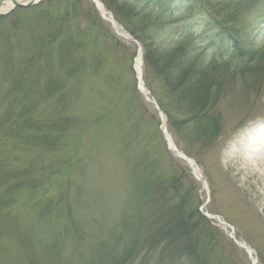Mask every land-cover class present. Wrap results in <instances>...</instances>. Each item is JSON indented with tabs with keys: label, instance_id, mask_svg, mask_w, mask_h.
<instances>
[{
	"label": "rangeland",
	"instance_id": "374dc122",
	"mask_svg": "<svg viewBox=\"0 0 264 264\" xmlns=\"http://www.w3.org/2000/svg\"><path fill=\"white\" fill-rule=\"evenodd\" d=\"M102 1L111 5L105 4L133 38L128 27H133L131 20L134 26L139 23L134 13L147 16L151 22L170 24L177 20L175 16L144 11L143 6L135 8L125 0ZM253 1L220 2L241 4L243 11ZM76 3L41 0L0 14L5 16L0 19V121L10 104L17 103L11 97L19 98L28 86H32V99L40 102L39 114L43 112L47 121L55 120L56 99L43 98L40 92L58 82L77 86L79 95L67 101L66 110L81 121V126L70 128L65 145L49 151L33 143L14 147L0 133L3 174L10 177V172L28 165L32 168L38 162L28 173L29 178H40L41 182L34 194L27 189L15 190L13 203L2 209L0 264H93L107 258L110 231L121 216L128 176L141 149L154 161L157 173L178 178L181 196L176 200L184 198L190 213L197 210L202 215L198 223L207 227L203 250L209 264H264V169L249 161L253 153L246 145L250 136L264 140V34L251 29L244 33L240 44L260 48L261 66L241 75L230 71L220 75L223 86L216 103L218 137L198 139L191 136L190 127L165 112L163 117L156 109L150 95V88L156 86H147L143 57L142 78L148 92L140 86L136 70L139 40L120 34L94 0ZM114 7L118 13L111 10ZM62 15L69 16L70 28L66 26L64 31L69 29L82 44L72 53L85 60L76 78L70 76L71 65L61 68L57 44L48 59L37 48L38 34L49 32ZM50 17L53 19L49 22ZM239 18L241 22V15ZM201 52L220 57L211 49L202 48ZM93 56L98 58L97 64H93ZM134 86L142 100L133 92ZM21 132L27 134L26 130ZM75 136L80 137L75 140ZM182 153L195 162L198 170ZM6 189L7 185L0 186V191ZM39 200L44 201L37 205ZM50 202L53 210L48 214L44 206ZM70 222L76 223L77 233L67 228ZM153 250L135 248L134 259L126 264H171L168 256L159 260L153 253L158 251ZM110 253L108 263L115 255L112 250Z\"/></svg>",
	"mask_w": 264,
	"mask_h": 264
},
{
	"label": "trees",
	"instance_id": "16d2710c",
	"mask_svg": "<svg viewBox=\"0 0 264 264\" xmlns=\"http://www.w3.org/2000/svg\"><path fill=\"white\" fill-rule=\"evenodd\" d=\"M70 1L77 6L78 0ZM125 1L135 8L143 6L144 11L176 17L174 23L165 24L160 20L151 22L147 16L134 13L139 23L135 27V21L133 23L131 20L135 29L132 26L128 28L144 46L145 81L147 86H156L151 87L150 92L160 108L172 120L190 127L192 137L215 140L219 133L216 131V103L223 86L220 75L229 71L241 75L261 66L258 56L260 48L243 46L240 42L246 30L264 34V0H254L243 11L241 4L232 6L221 3V0ZM116 7L111 10L117 11ZM74 10L78 11L76 8ZM239 15L242 17L241 22ZM52 19L50 17L47 21ZM68 21L69 16L62 15L49 32L38 34L36 42H39L37 48L42 57L47 59L53 55L49 56V53L57 44L61 68L71 65L70 76L76 78L85 60L72 55L76 47L78 49L82 44L77 42L69 29L64 31L66 26L70 28ZM165 29L167 32L163 33ZM202 48L211 49L220 57L203 54ZM92 60L93 64H97L96 56ZM30 87L25 93L22 92L24 94L18 91L19 98L11 97L17 103L12 102L9 111L1 118L0 133L14 147L33 143L34 147L49 151L59 144L65 145L70 128L81 126L80 119L66 110L67 101L79 95L77 86H64L58 82L57 86H45L41 90L43 98L56 99V119L50 121L45 120L43 112L39 114L37 111L40 102L32 99L34 94H31ZM134 87L136 90L133 92L141 99V93ZM13 104L16 105L11 108ZM24 130L27 132L25 136L21 132ZM76 137L80 136H75V140ZM135 157L133 165L136 166L128 176L129 189L121 216L107 241L109 255L112 256L111 250L115 255L111 263H108V255L107 258L94 260L93 264L132 262L136 255L135 248H154L153 251L158 252L153 253L158 255L159 260L168 256L171 264H209L203 250L207 227L199 226L198 219H203L202 215L197 210L190 213L184 198L176 200V196H181L178 178L157 173L155 163L148 159L145 149L138 150ZM37 166L38 162H34L32 168L28 165L26 169L14 170L8 177L3 174L5 166L0 164V186L7 185L6 191H0V227L4 218L2 209L9 208L13 203L14 191L27 189L34 194L40 187V178H29L28 173ZM44 200L37 201V205ZM44 208L45 213L50 214L52 203H46ZM67 228L76 233L79 230L75 222H70Z\"/></svg>",
	"mask_w": 264,
	"mask_h": 264
},
{
	"label": "water",
	"instance_id": "95a60500",
	"mask_svg": "<svg viewBox=\"0 0 264 264\" xmlns=\"http://www.w3.org/2000/svg\"><path fill=\"white\" fill-rule=\"evenodd\" d=\"M6 1L13 2V5H12V7L9 10H7L5 12H1L0 14H3V15L8 14L10 11H12L14 8H17V7H29V6H32V5H36L41 0H33V1L29 2V3L17 2L15 0H2V2H6ZM94 1L97 3V5H100L101 7H103L106 10L107 15L110 17L111 21L114 24L113 26L116 28V30L120 34H122L123 36H125L126 38H128L130 40L135 41V39L133 37H131L128 33H126L123 30L122 26L117 21L114 20L112 13L109 10H107V8L105 7V5L103 4V2L101 0H94ZM138 44H139L141 50H144L142 44L141 43H138ZM138 80H139V84L142 87V89L144 91H146L145 84H144V81H143V78H142V72H140V74L138 73ZM146 92H148V91H146ZM154 104L156 105L157 109L160 110V107H159V105L157 104L156 101H154ZM161 113H162L163 117H165V115H164V113L162 111H161ZM165 138L169 142V138L168 137H165ZM182 156H183L184 159H186L191 164V166H193L196 170H198L197 165L195 164V162L192 159H190L189 157H187L184 153H182ZM209 217H211V216H209ZM239 244H241L242 246H244L249 251L250 255H253L254 251L251 248H249L245 243L239 242ZM254 264H256V261H254Z\"/></svg>",
	"mask_w": 264,
	"mask_h": 264
},
{
	"label": "bare ground",
	"instance_id": "6f19581e",
	"mask_svg": "<svg viewBox=\"0 0 264 264\" xmlns=\"http://www.w3.org/2000/svg\"><path fill=\"white\" fill-rule=\"evenodd\" d=\"M15 1L24 2V0H15ZM12 5H13V2H11V1H6V2L1 1L0 2V13L9 10L12 7ZM99 7L101 8L102 12L107 16L106 10L103 7H101L100 5H99ZM142 60H143L142 59V52L140 51L138 53V56L136 59V70L139 74H140V72H142V66H143ZM170 145L172 148H174V145L172 144L171 141H170ZM246 145H247L248 151L253 153L252 157H249V161H251V162L255 161L257 164L261 165V167L264 169V140H260V139H257L255 137L250 136L248 138V142ZM177 153H178V155H180L179 152H177ZM199 173L200 172L198 171V174ZM220 222H222V220H220Z\"/></svg>",
	"mask_w": 264,
	"mask_h": 264
}]
</instances>
